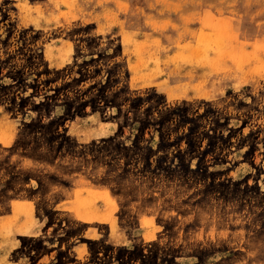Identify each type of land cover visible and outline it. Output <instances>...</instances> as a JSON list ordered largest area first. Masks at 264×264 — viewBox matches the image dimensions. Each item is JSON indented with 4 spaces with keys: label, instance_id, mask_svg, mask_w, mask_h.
Instances as JSON below:
<instances>
[{
    "label": "rangeland",
    "instance_id": "1",
    "mask_svg": "<svg viewBox=\"0 0 264 264\" xmlns=\"http://www.w3.org/2000/svg\"><path fill=\"white\" fill-rule=\"evenodd\" d=\"M0 264H264V0H0Z\"/></svg>",
    "mask_w": 264,
    "mask_h": 264
}]
</instances>
